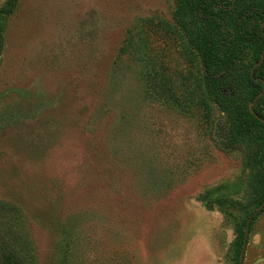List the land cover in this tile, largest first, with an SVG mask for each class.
<instances>
[{
  "label": "rangeland",
  "instance_id": "obj_1",
  "mask_svg": "<svg viewBox=\"0 0 264 264\" xmlns=\"http://www.w3.org/2000/svg\"><path fill=\"white\" fill-rule=\"evenodd\" d=\"M178 8L16 0L0 16V232L25 264L237 263L264 145L232 140L201 93L200 23ZM261 244L264 208L241 264H264Z\"/></svg>",
  "mask_w": 264,
  "mask_h": 264
},
{
  "label": "trees",
  "instance_id": "obj_2",
  "mask_svg": "<svg viewBox=\"0 0 264 264\" xmlns=\"http://www.w3.org/2000/svg\"><path fill=\"white\" fill-rule=\"evenodd\" d=\"M177 2L180 18H185L189 14L200 23L194 28V46L203 68L204 90H201V93L211 97L231 117L233 123L228 129V136L232 140L252 139L255 130V136L259 135L264 145V123L254 117L249 106L243 107L233 101V96L243 90L248 91L252 101L262 89V82L256 77L264 81V59L254 68L252 75L250 68L259 60L264 48V25L262 29L260 28V23L264 21V0H177ZM15 3L16 0H9L8 4L0 9V16L6 17L11 14ZM2 41L0 27V47ZM245 46L253 51L252 61L249 63L241 61L242 49ZM263 97L264 93L255 100L253 109L264 120V113L259 105ZM263 200L264 190L255 208ZM0 208L6 216L5 212L8 209L3 205ZM263 208L253 214L249 230ZM244 227L240 232L242 236ZM0 238V264H25L27 254L22 246L19 244L12 246L2 232ZM240 252L239 250L236 264Z\"/></svg>",
  "mask_w": 264,
  "mask_h": 264
},
{
  "label": "water",
  "instance_id": "obj_3",
  "mask_svg": "<svg viewBox=\"0 0 264 264\" xmlns=\"http://www.w3.org/2000/svg\"><path fill=\"white\" fill-rule=\"evenodd\" d=\"M263 25H264V21H262L260 23V28L262 29L263 28ZM264 59V48L262 49L261 53H260V58L258 61H256L250 68V75L253 74V70L254 68L259 65L262 60ZM257 80H260V82H262V89L255 95V97L253 98L252 101H250L249 103V110L251 111V113L254 115V117H256L258 120H260L261 122L264 123V120L261 116H259L256 112H254V109H253V104L255 102V100L264 93V81L261 79V78H257ZM255 79V80H256ZM264 206V200L261 202V204H259L257 206V208L253 211V213H251L248 218L246 219V224H245V227H244V234H243V240H242V245H241V252H240V257H239V261H238V264H241L242 262V259H243V254H244V250H245V245H246V242H247V236H248V232H249V223L251 221V218L253 216V214L255 212H257L258 210H260L261 208H263Z\"/></svg>",
  "mask_w": 264,
  "mask_h": 264
},
{
  "label": "crops",
  "instance_id": "obj_4",
  "mask_svg": "<svg viewBox=\"0 0 264 264\" xmlns=\"http://www.w3.org/2000/svg\"><path fill=\"white\" fill-rule=\"evenodd\" d=\"M262 243V242H261ZM259 251H261V252H264V248H262V244H261V246H260V248H259ZM257 264V263H256Z\"/></svg>",
  "mask_w": 264,
  "mask_h": 264
}]
</instances>
